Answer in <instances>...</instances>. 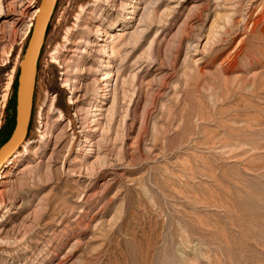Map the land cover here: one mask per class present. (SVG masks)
Here are the masks:
<instances>
[{"label": "rangeland", "instance_id": "1", "mask_svg": "<svg viewBox=\"0 0 264 264\" xmlns=\"http://www.w3.org/2000/svg\"><path fill=\"white\" fill-rule=\"evenodd\" d=\"M40 1L0 0V146ZM58 5L0 264H264V0Z\"/></svg>", "mask_w": 264, "mask_h": 264}, {"label": "water", "instance_id": "2", "mask_svg": "<svg viewBox=\"0 0 264 264\" xmlns=\"http://www.w3.org/2000/svg\"><path fill=\"white\" fill-rule=\"evenodd\" d=\"M59 0H41L31 29L26 49L20 63L15 98L14 123L0 146V174L25 145L31 126L39 61L45 46ZM12 115L9 117L7 128Z\"/></svg>", "mask_w": 264, "mask_h": 264}, {"label": "trees", "instance_id": "3", "mask_svg": "<svg viewBox=\"0 0 264 264\" xmlns=\"http://www.w3.org/2000/svg\"><path fill=\"white\" fill-rule=\"evenodd\" d=\"M49 29H50V27H49ZM48 32H49V31H48ZM18 75H19V74H18ZM18 75H17V78H16L15 83H14L15 87H17V85H18ZM11 109H12V117H11V120H10L9 125H8V129H9L10 131H11V129H12V127H13V123H14L15 100L13 101V105H12ZM33 114H34V110H33ZM31 124H32V121H31ZM2 129H3V128H2Z\"/></svg>", "mask_w": 264, "mask_h": 264}, {"label": "bare ground", "instance_id": "4", "mask_svg": "<svg viewBox=\"0 0 264 264\" xmlns=\"http://www.w3.org/2000/svg\"><path fill=\"white\" fill-rule=\"evenodd\" d=\"M38 11H40L39 9H37L36 11H35V14H37L38 13Z\"/></svg>", "mask_w": 264, "mask_h": 264}]
</instances>
